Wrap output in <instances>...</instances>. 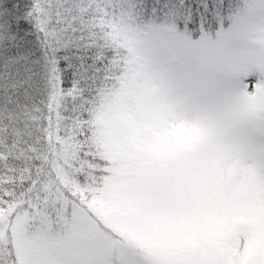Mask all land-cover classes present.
<instances>
[{"label":"snow or ice","instance_id":"1","mask_svg":"<svg viewBox=\"0 0 264 264\" xmlns=\"http://www.w3.org/2000/svg\"><path fill=\"white\" fill-rule=\"evenodd\" d=\"M0 264H264V0H0Z\"/></svg>","mask_w":264,"mask_h":264}]
</instances>
